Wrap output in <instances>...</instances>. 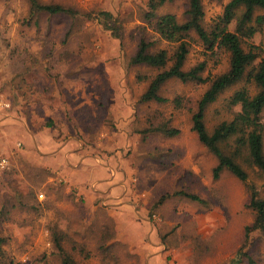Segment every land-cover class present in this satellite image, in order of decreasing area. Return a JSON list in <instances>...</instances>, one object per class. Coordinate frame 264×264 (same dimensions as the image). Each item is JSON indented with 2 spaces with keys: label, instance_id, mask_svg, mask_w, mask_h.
Instances as JSON below:
<instances>
[{
  "label": "rangeland",
  "instance_id": "1",
  "mask_svg": "<svg viewBox=\"0 0 264 264\" xmlns=\"http://www.w3.org/2000/svg\"><path fill=\"white\" fill-rule=\"evenodd\" d=\"M36 1L71 13L0 0V264H62L56 243L75 264H264V233L245 232L251 191L264 199L263 174L244 156L236 162L246 181L227 171L214 180L217 160L191 130L209 83L170 79L158 92L165 102L139 101L172 62L131 59L141 41L172 57L178 43L156 23L166 14L185 22L188 1L167 0L154 17L149 0ZM200 1L210 30L230 0ZM257 28L246 41L260 61L264 23ZM184 41V70L204 60V78L228 69V54L212 58L194 32ZM241 86L206 107L208 133L239 111L227 103ZM221 149L229 155L231 143Z\"/></svg>",
  "mask_w": 264,
  "mask_h": 264
},
{
  "label": "trees",
  "instance_id": "2",
  "mask_svg": "<svg viewBox=\"0 0 264 264\" xmlns=\"http://www.w3.org/2000/svg\"><path fill=\"white\" fill-rule=\"evenodd\" d=\"M166 1L149 0L147 16L154 17L156 10ZM187 1L185 22L179 23L174 15L166 14L161 16L156 23V31L163 40L178 43L172 57L169 58L165 50L149 53L148 49L151 44L141 41L131 59L134 65H146L152 68H164L169 61L172 62L167 69L152 78L139 101L142 103L165 102L158 92L161 86L170 79L197 84L209 83L208 89L198 102L196 112L192 115L191 130L196 134L198 141L217 160L212 170L213 179L217 180L223 171H227L238 180L246 181L247 173L236 162L238 158L244 156L247 162L264 176V123L261 119L264 110V60L259 61L261 48L246 41L252 38L258 30L257 27L264 23V0H230L223 14L213 22L210 30H206L202 25L201 1ZM29 2L31 14L38 12H45L49 15L71 13L69 9L59 5H41L36 0H29ZM238 10H241V13L236 17ZM257 11L262 13L256 15ZM232 22H234L233 31L229 30ZM190 32L197 35L212 58H215L219 52L228 54V69L224 73L214 78H204L202 74L207 66L206 60L189 70H184L188 54V43L184 39ZM242 82L243 86L230 96L227 103L230 108L239 107V111L230 121L221 122L211 133H208L204 125L206 107L215 102L224 91ZM248 86L255 89L253 94L248 91ZM165 132L170 136L177 134L175 130ZM226 143H231L232 149L229 155L221 149V145ZM178 194L193 201H199L195 195L183 192ZM247 206L254 212V220L245 231L248 239L252 232L264 233V199L258 198L253 190ZM56 247L62 254V264H75L62 252L58 243Z\"/></svg>",
  "mask_w": 264,
  "mask_h": 264
},
{
  "label": "built area",
  "instance_id": "3",
  "mask_svg": "<svg viewBox=\"0 0 264 264\" xmlns=\"http://www.w3.org/2000/svg\"><path fill=\"white\" fill-rule=\"evenodd\" d=\"M4 164H5V160H2L1 166L3 167Z\"/></svg>",
  "mask_w": 264,
  "mask_h": 264
},
{
  "label": "crops",
  "instance_id": "4",
  "mask_svg": "<svg viewBox=\"0 0 264 264\" xmlns=\"http://www.w3.org/2000/svg\"><path fill=\"white\" fill-rule=\"evenodd\" d=\"M1 124H2V123H0V125H1ZM4 124H6V120H4L3 125H4Z\"/></svg>",
  "mask_w": 264,
  "mask_h": 264
}]
</instances>
